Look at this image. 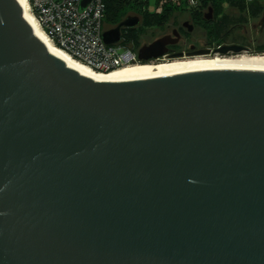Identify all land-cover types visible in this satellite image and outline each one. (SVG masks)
Returning <instances> with one entry per match:
<instances>
[{
	"label": "water",
	"instance_id": "95a60500",
	"mask_svg": "<svg viewBox=\"0 0 264 264\" xmlns=\"http://www.w3.org/2000/svg\"><path fill=\"white\" fill-rule=\"evenodd\" d=\"M66 63L0 0V264H264V69Z\"/></svg>",
	"mask_w": 264,
	"mask_h": 264
},
{
	"label": "flooded vegetation",
	"instance_id": "af4514ba",
	"mask_svg": "<svg viewBox=\"0 0 264 264\" xmlns=\"http://www.w3.org/2000/svg\"><path fill=\"white\" fill-rule=\"evenodd\" d=\"M245 3V10L227 0H201L193 4L168 0L159 5V10L148 8L149 12L156 14L164 12V9L168 11L164 17L160 15L161 19L157 18L147 26L152 32L149 38L140 41V48L144 47L143 58L139 55L140 62L239 57L244 53L264 52V6L259 9V4L253 5L255 13L252 14L251 3ZM133 15L136 13L128 16ZM139 19L141 24V16ZM221 25L226 26V32L220 37L211 36L212 29ZM230 45L244 49L241 52L218 50Z\"/></svg>",
	"mask_w": 264,
	"mask_h": 264
},
{
	"label": "built area",
	"instance_id": "2783aa9c",
	"mask_svg": "<svg viewBox=\"0 0 264 264\" xmlns=\"http://www.w3.org/2000/svg\"><path fill=\"white\" fill-rule=\"evenodd\" d=\"M144 9L159 10V5L168 0H140ZM185 1L193 4L201 0ZM247 3L264 0H245ZM31 9L49 37L78 60L96 70L111 71L117 67L140 63L139 47L126 42L125 37L113 44L104 39V20L108 0H91L84 8L82 0H29ZM140 18L139 15H133ZM128 17V16H127ZM136 24L134 27H138ZM111 28H114L113 26ZM109 28V29H111ZM264 53V52H262Z\"/></svg>",
	"mask_w": 264,
	"mask_h": 264
},
{
	"label": "bare ground",
	"instance_id": "6f19581e",
	"mask_svg": "<svg viewBox=\"0 0 264 264\" xmlns=\"http://www.w3.org/2000/svg\"><path fill=\"white\" fill-rule=\"evenodd\" d=\"M25 16L31 21L32 27L48 49L66 59L67 65L74 66L80 73L89 75L94 79L121 80V79H146L152 77L172 75L187 71L218 68V67H249L264 69V53H244L239 57H214L191 59L188 61L158 62V63H134L117 67L111 71L96 70L90 65L78 60L68 51L59 47L45 32L40 21L33 13L29 0H21ZM249 54V55H247ZM256 54V55H253Z\"/></svg>",
	"mask_w": 264,
	"mask_h": 264
},
{
	"label": "trees",
	"instance_id": "16d2710c",
	"mask_svg": "<svg viewBox=\"0 0 264 264\" xmlns=\"http://www.w3.org/2000/svg\"><path fill=\"white\" fill-rule=\"evenodd\" d=\"M233 4L239 5L240 8L246 9L245 0H227ZM259 4V9H263L264 4L259 2L251 3V13L254 14V6ZM132 8V11L127 13V9ZM162 13H151L148 10L144 9V3L140 0H108V9L107 15L104 20V23L111 25V27H116L122 22L128 15L136 13L141 16L142 23L138 27H124L121 31V36L125 37L127 43L133 45L134 47L140 46V41L142 40V32L147 26H150L154 20L157 18L161 19V16L164 17L167 14L168 9H164ZM161 15V16H160ZM211 31V36L220 37L224 32H226V26H215ZM261 52L263 50H260Z\"/></svg>",
	"mask_w": 264,
	"mask_h": 264
},
{
	"label": "rangeland",
	"instance_id": "374dc122",
	"mask_svg": "<svg viewBox=\"0 0 264 264\" xmlns=\"http://www.w3.org/2000/svg\"><path fill=\"white\" fill-rule=\"evenodd\" d=\"M132 11V8H128L127 9V13ZM127 18V17H126ZM111 28V25H107L105 24V29H109ZM151 32L152 30L150 28H145L141 34L142 38H149L151 36ZM262 38H264V35L262 36ZM263 52V51H262ZM261 51H258L257 53H262Z\"/></svg>",
	"mask_w": 264,
	"mask_h": 264
}]
</instances>
